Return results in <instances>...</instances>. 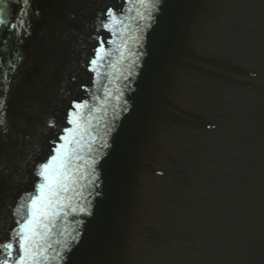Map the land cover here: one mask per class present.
Instances as JSON below:
<instances>
[{
	"label": "water",
	"instance_id": "1",
	"mask_svg": "<svg viewBox=\"0 0 264 264\" xmlns=\"http://www.w3.org/2000/svg\"><path fill=\"white\" fill-rule=\"evenodd\" d=\"M8 3L15 22L20 0ZM104 3L31 0L27 34L0 26V40H8L0 47V77L8 74L0 107L11 122L0 153L9 168L30 106L39 107L37 121L47 111L65 116L69 101L58 85L67 69L77 68L69 84L76 99H89L78 87L85 84L103 102L107 81L94 88L82 60L91 53L76 36L94 26ZM107 3L132 25L125 35L140 36L135 45L129 40L138 58L129 57L131 68L117 63L120 41L102 33L113 40L106 59L116 63L101 69L112 80L107 116L118 117L90 214L68 216L65 235L74 227L80 234L68 237L54 264H264V0H158L143 32L132 19L137 8L145 11L139 0ZM15 179H0V201L10 206L0 212L4 227L15 226L11 207L34 190Z\"/></svg>",
	"mask_w": 264,
	"mask_h": 264
},
{
	"label": "snow or ice",
	"instance_id": "2",
	"mask_svg": "<svg viewBox=\"0 0 264 264\" xmlns=\"http://www.w3.org/2000/svg\"><path fill=\"white\" fill-rule=\"evenodd\" d=\"M20 3L21 7L13 22L9 18L8 0H0V26L13 32L18 38L22 30L27 34L26 17L31 12V0H20ZM139 3L144 6L145 11L137 8L132 19L136 20L135 27L143 32L145 26L152 20L149 5L154 7L158 0H139ZM127 19L122 11H117L114 5L105 0L95 13L94 26L82 35L76 36L80 50L91 53L82 57V60L86 63L87 70L95 74L94 88L101 79L107 81L102 86L103 102H100L101 96L90 92L85 84L78 87L89 93V99H76L69 84L76 82L77 68L67 69L68 74L61 76L58 85L60 95L69 101L65 116L61 118L55 111H47L40 115L37 121L39 107L30 106L18 121L21 153L16 157L13 167H8L5 156L0 153V179L11 175L16 178L15 182L18 185L34 184V190L24 192L15 202V206L11 207L10 214L15 226L4 227L0 222V264H54L62 258L63 249L70 246L68 237L72 240L78 239L80 234L78 228H73L75 235L68 232L66 236L67 229L63 225L70 214L73 216L81 213L90 214L89 198L98 194L97 166L106 155L105 150L110 146L106 137L115 127L114 121L118 117L115 110L111 119L107 116L106 105L108 99L113 97V90L107 87V84L112 80L110 73L105 70L101 74V69L106 65L107 68H114L116 63L106 59L113 55L114 49H105V44H112L113 40L102 33L108 32L110 36L119 39L120 43L116 46V50H119L117 63L128 60L127 68H131L135 65L136 59L129 57H138L133 47L129 46V40L135 45L140 36L134 33L125 35L130 33L132 28L130 23H126ZM7 43V39L0 40V47H6ZM10 63L15 64V61ZM131 75L132 72L128 71L124 78L127 80ZM7 76V73H3L0 79H7ZM4 88L5 86L0 83V89ZM3 96L4 92L0 90V99ZM114 98L117 101L120 99L119 96ZM89 100L100 103H89ZM64 123L71 127H65ZM10 130L11 122L7 118V109L0 107V144L5 142ZM8 207L10 206L0 201V212ZM71 223L76 225L82 221L73 220ZM59 237L64 239L61 240ZM57 245L60 247H56Z\"/></svg>",
	"mask_w": 264,
	"mask_h": 264
}]
</instances>
